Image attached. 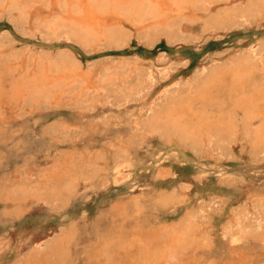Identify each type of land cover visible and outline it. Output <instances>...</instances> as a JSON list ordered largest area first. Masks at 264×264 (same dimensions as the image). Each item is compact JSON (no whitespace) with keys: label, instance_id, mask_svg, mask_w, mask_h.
Wrapping results in <instances>:
<instances>
[{"label":"rangeland","instance_id":"rangeland-1","mask_svg":"<svg viewBox=\"0 0 264 264\" xmlns=\"http://www.w3.org/2000/svg\"><path fill=\"white\" fill-rule=\"evenodd\" d=\"M211 13L173 31L176 41L145 30L119 48L0 15V264H136L142 248L146 264H165L174 240L193 226L201 232L199 264H231L237 255L264 264V145L241 130L227 147H193L156 127L159 111L178 97L193 93L202 108L194 90L212 67L237 55L264 63L263 11L199 29ZM60 53L94 76L97 89L77 79L59 82L44 102L22 93L31 85L25 73L38 74ZM155 63L169 72L148 87ZM218 89L214 98L228 102ZM61 93L58 104L53 95ZM100 220L115 227L100 230ZM108 242L116 251L99 259ZM116 243L130 245V255Z\"/></svg>","mask_w":264,"mask_h":264},{"label":"bare ground","instance_id":"bare-ground-1","mask_svg":"<svg viewBox=\"0 0 264 264\" xmlns=\"http://www.w3.org/2000/svg\"><path fill=\"white\" fill-rule=\"evenodd\" d=\"M261 11L264 12V0H0V15H8L18 26L31 30L32 25L36 24L39 30L47 31L55 37L64 36L68 40L98 45L109 44L118 48L131 41L134 35L141 37L142 31L145 30H154L156 33L163 31L176 41L177 35L173 34V31H181L188 26L190 29L195 28L193 22L201 13L212 12L202 23L196 22L200 24L199 29L204 28L206 32L218 25L226 27L243 23ZM148 35L149 33L145 36ZM256 49L253 48L252 52H258ZM66 58L71 57L60 53L55 60L45 63L38 74L25 73L23 77L27 78L22 77L24 79L22 81L25 83L31 81V85L25 84L22 93H29L28 96L31 98L43 97L44 102L43 99L49 98L52 87L59 82L67 80L70 85L72 80L77 79L85 80L86 89H97L99 85L95 82L94 76L83 72L78 65L71 64ZM232 60L229 66L218 67L219 69L212 67V70H209L211 73H206V78L205 76L202 80L199 78L201 83L194 90V95L203 101L202 108L198 110L194 108L193 93L190 96L178 97L159 111L156 127L167 133H177L180 137L178 139L190 143L193 147L201 144L227 147L228 143L238 141L237 137L241 130L246 132L250 140L264 145V63L261 68H257V64L250 66L238 55ZM169 68L170 66H165L159 69L158 64H153L146 72L148 87H151V83L159 76L168 74ZM216 87H220L225 97H228V102L225 99L219 101L214 98L213 92ZM53 96L58 104L61 103L63 93ZM209 105L215 110H208ZM239 112L242 113V117L239 116ZM257 122L259 125L253 129ZM97 224L100 230L115 227L113 223L110 225L105 220H100ZM194 230V226L189 227L184 234L177 236L165 264H199L194 249L201 244V232L195 234L198 230ZM107 244L101 251L103 255L98 253L99 259L110 258V251L115 249L112 242ZM116 244L123 245L122 242ZM128 247L122 246L118 251L128 257L130 255ZM96 248L98 247L94 249ZM142 250L143 248L139 259H133L134 263L146 264L145 258L148 254ZM238 256L233 257L231 264H247L243 257Z\"/></svg>","mask_w":264,"mask_h":264}]
</instances>
